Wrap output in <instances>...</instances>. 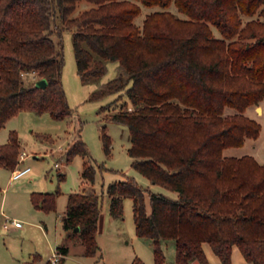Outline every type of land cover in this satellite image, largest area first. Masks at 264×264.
I'll list each match as a JSON object with an SVG mask.
<instances>
[{
	"label": "trees",
	"instance_id": "trees-1",
	"mask_svg": "<svg viewBox=\"0 0 264 264\" xmlns=\"http://www.w3.org/2000/svg\"><path fill=\"white\" fill-rule=\"evenodd\" d=\"M79 1L0 0V129L23 110L55 119L72 114L62 80V30L70 28L83 81L104 75L108 60L119 63L118 75L90 99L118 93L101 109L108 120L128 125L132 165L177 193L149 190L148 209L146 188L127 176L107 186L110 213L122 216L124 197L133 198L136 233L153 240L155 264H168L167 239L175 241V264H212L205 244L222 264H233L234 246L247 262L264 264V163L251 154L224 153L257 138L262 128L246 110L264 98V0H139L161 7L141 26L135 22L141 5L134 0H87L93 5L71 16ZM173 4L185 17L170 10ZM256 14L244 22L243 16ZM29 73L37 77L27 80ZM41 78L45 87L37 85ZM106 128L101 137L109 154ZM20 152L18 132L11 130L0 144V165L15 169ZM76 154L85 157L82 176L93 183L98 166L81 138L67 148V161ZM59 193L33 192L32 200L49 212ZM103 198L92 188L68 195L66 240H79L86 254L99 249ZM57 250L60 264L70 246Z\"/></svg>",
	"mask_w": 264,
	"mask_h": 264
},
{
	"label": "rangeland",
	"instance_id": "rangeland-1",
	"mask_svg": "<svg viewBox=\"0 0 264 264\" xmlns=\"http://www.w3.org/2000/svg\"><path fill=\"white\" fill-rule=\"evenodd\" d=\"M134 1L141 5V12L135 18V22L140 26L148 13L161 8L159 5L148 6L139 0ZM92 5L87 0H80L71 16L78 15ZM170 10L185 17L174 4ZM255 17L257 14L252 17L243 16V20L245 22ZM61 24L60 18H56L55 25L60 28ZM212 28L216 36L221 35L216 27ZM52 35L56 40L58 39L57 33ZM62 38L65 57L62 80L72 114L63 119H55L49 112L23 110L12 117L0 130V144L8 141L11 130L18 132L21 152L25 151L28 155L23 158L19 156L17 168L26 166L31 168L29 174L10 183L12 170L0 165V264H32L37 261L35 258L37 251L47 257L53 254L57 245L63 243L70 246V251L64 255L60 264H132L136 258H140L143 264H155L153 240L136 233L133 198L124 197V214L114 216L110 213V198L106 189L112 181L133 176L146 188L145 199L148 209H150L149 190L162 192L170 197H176L177 193L161 184L153 183L132 165L133 159L128 151L131 144L128 125L108 120L106 118L108 111L101 109L117 97L118 93L100 99H90L93 91L101 83L118 75V61L108 60L104 75L83 81L77 72L73 31L64 28ZM25 77L29 80L37 77V74L29 73ZM228 109L231 111V108ZM246 114L261 124L259 136L247 138L243 146L226 148L224 153L236 156L251 154L264 163V98L259 105H250ZM104 125L107 126L106 131L112 138L109 154L104 150L101 137ZM39 133L50 135L52 140L46 142L38 136ZM79 138L87 143L92 161L98 166L93 183L82 176L85 162L83 155L76 154L67 161V148ZM61 173H64V177L60 176ZM86 188H92L104 195L97 235L99 249L92 254H86L83 244L77 239L67 242L62 221L67 209L69 193ZM56 189H60V193L54 210L46 212L34 205L33 192ZM2 210L5 211L6 217L20 220L24 224L23 230L13 224L9 229L1 226L3 225ZM41 220L47 222L48 239L36 224ZM206 246L210 247L209 244ZM163 247L167 255V263L175 264V241L167 239L163 242ZM233 264L242 263L235 261Z\"/></svg>",
	"mask_w": 264,
	"mask_h": 264
},
{
	"label": "crops",
	"instance_id": "crops-1",
	"mask_svg": "<svg viewBox=\"0 0 264 264\" xmlns=\"http://www.w3.org/2000/svg\"><path fill=\"white\" fill-rule=\"evenodd\" d=\"M5 126H6V125H5ZM5 126H4V127H5ZM4 127H3V128H4ZM1 129H2V128H1ZM1 129H0V130H1ZM45 141L47 142V140H45ZM42 142H44V141H42ZM53 143H55V142H53ZM45 144H46V143H45ZM47 145H48V144H47ZM17 165H18V164H17ZM16 167H17V166H16ZM6 169H7V168H6ZM8 170H10V169H8ZM29 172H30V171H29ZM29 172L26 173L25 175L29 174ZM25 175H23V176H21V177H19V178H16V179H12L11 176H10V183H12V182H16L17 180L21 179V178L24 177ZM1 213H2L3 216H4V218H3V216H2V218H1V223H3V225L1 224V226H3V227L6 228V229H9L11 226L8 227V228L4 226V223H5L6 218H7L6 215H5V211L2 210ZM36 224L40 226V228H41V230H42V232H43L45 238L48 239V237H47V235H48L47 222H45L44 220H41V221L37 222ZM44 225H45V228H44ZM23 227H24V224H23V223H22L21 226H16V228H21V229H22ZM22 230H23V229H22ZM24 230H26V229L24 228ZM48 243H49V240H48ZM57 246H58V245H57ZM56 249H57V247H56ZM205 251H206V255H207L209 261H210L212 264H215V263H216V264H222L220 258L214 253V251L212 250V248H210L209 246H206V244H205ZM50 256H51V255H49V256H47V257H44L43 254H41V253H39V252L37 251V253H35V258H37V261H36V262H33L32 264H34V263H40V264H43L45 261H47V260L49 259ZM38 261H39V262H38ZM235 261H239V262L242 263V264H251V263H249V262L246 261L244 255L242 254V252L240 251V249H239L237 246H234V248H233V262H235Z\"/></svg>",
	"mask_w": 264,
	"mask_h": 264
},
{
	"label": "built area",
	"instance_id": "built-area-1",
	"mask_svg": "<svg viewBox=\"0 0 264 264\" xmlns=\"http://www.w3.org/2000/svg\"><path fill=\"white\" fill-rule=\"evenodd\" d=\"M28 154L23 151L20 153V157H25L27 156ZM56 165H58V163H56ZM30 166H26V167H23V168H15L12 170V175H11V178L12 179H16V178H19L23 175H25L26 173H28L30 171ZM15 225V226H21L22 225V222L18 219H13V218H10V217H7L6 218V221L4 223V226L5 227H10V225ZM63 254L58 251L57 249L53 252V254L49 257V259L47 261H45L43 264H56L60 257H62ZM35 264H39V263H35Z\"/></svg>",
	"mask_w": 264,
	"mask_h": 264
},
{
	"label": "water",
	"instance_id": "water-1",
	"mask_svg": "<svg viewBox=\"0 0 264 264\" xmlns=\"http://www.w3.org/2000/svg\"><path fill=\"white\" fill-rule=\"evenodd\" d=\"M37 85L45 87L47 85V79L46 78H41L37 81ZM79 228L77 227V230ZM195 264H200L199 261H195Z\"/></svg>",
	"mask_w": 264,
	"mask_h": 264
}]
</instances>
